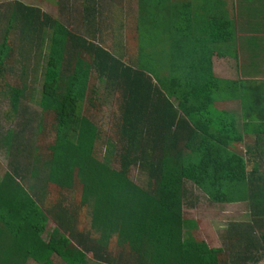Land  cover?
Listing matches in <instances>:
<instances>
[{
	"label": "trees",
	"instance_id": "obj_1",
	"mask_svg": "<svg viewBox=\"0 0 264 264\" xmlns=\"http://www.w3.org/2000/svg\"><path fill=\"white\" fill-rule=\"evenodd\" d=\"M136 5L135 32H128L126 38L125 53H132L130 65L108 50L103 38L101 43L96 36L94 41L86 39L38 7L18 1L12 5L0 49V92L11 90L16 103L24 97L27 83L33 82L31 75L38 69L31 55L48 41L37 136L44 133L45 116L52 115L55 138L42 146L26 142L28 129L24 124L16 133L9 131L2 142L18 143V154L32 158L33 166L43 153L49 157L46 186L59 200L47 215L28 197L19 164L0 179V217L14 221L17 215L13 209L21 206L25 227H18L13 234L19 233L25 240L42 238L48 216H52L59 227L48 242L41 243L47 257L57 252L67 264H81L86 250L95 248L91 232L78 229L84 215L94 228L115 235L120 245L119 264H262L252 255L259 249L249 241L237 249L247 257L241 260L237 255L236 261H230L225 249L212 247L205 240H185L183 205L191 182L213 202H248L253 217L264 221V147H247L244 153L236 113L220 105L226 99L240 100L243 130L256 132L262 141L264 131L259 127L264 125V91L262 95L260 86H245L243 95L236 97L234 92L240 86L215 75L213 48L205 52L207 46L202 43L210 40L193 35L191 9L179 10L185 19L182 37L174 35L170 46L160 47V20L163 13L176 12V7L159 1L152 5L146 0H136ZM97 11L94 6L85 7L84 19H93ZM214 32L216 37H210L211 42L218 41ZM85 57L90 62L87 69L80 66ZM17 68L22 84L10 88L7 75ZM93 75L121 92L119 138L114 145L118 166L109 158L96 156L100 132L87 119L95 104L88 90L95 91V87H85ZM64 82L67 86L62 93ZM254 155L259 156L257 160ZM132 167L148 175L145 186L131 179ZM72 191L81 196L71 198ZM73 205L78 208L71 210ZM237 233L231 234L232 242ZM246 234L242 233L245 240ZM261 236L264 240V232ZM94 246L96 257L113 261L106 257L107 243ZM259 247L264 254V243ZM22 250L27 256L33 255L32 246L26 244ZM0 263L18 264L9 260Z\"/></svg>",
	"mask_w": 264,
	"mask_h": 264
},
{
	"label": "rangeland",
	"instance_id": "obj_2",
	"mask_svg": "<svg viewBox=\"0 0 264 264\" xmlns=\"http://www.w3.org/2000/svg\"><path fill=\"white\" fill-rule=\"evenodd\" d=\"M17 1L40 8L43 12L49 14L54 19H58L70 30L79 33L86 39L94 41L93 37L96 36L98 39L95 40L101 43L100 39L103 38L102 44L108 50L114 52L117 57H121L124 63L128 65L132 64L130 62V57H132V53H130L131 50L128 51V55L125 52L128 49V44L126 43L127 33L130 32L134 34L135 32V13L137 5L134 0H131L134 3L133 5L129 0H107V2L106 0H99V4H96V0H0V49L3 36L9 24L7 20L8 14L10 13L12 5ZM111 1L114 3L110 4ZM146 2L154 5L158 3V0H146ZM93 6L98 10L95 16H93V19H84L83 13L85 12V7L90 9L91 7L93 8ZM153 8L154 10H158L156 6H153ZM17 25H20V23L17 22ZM17 32H19V28ZM159 32L160 37L158 44L161 46L166 41V35H161L162 27ZM47 35L48 34H46L45 37H47ZM35 52L36 54L31 55V60L38 69L32 73L31 80L33 82L27 83L24 97L16 103L14 96L10 92L11 90H7L5 93L0 92V132L4 135L8 130L16 133L20 126L25 124L28 129V131L25 130V132L27 131L29 135L28 136L26 133V142L28 141L29 143L42 146L52 143L55 138V129L51 126L53 120L52 115L45 116L44 133L38 134L37 136V127L40 123V115H42V110L38 105V101L44 82L43 76L45 74V66L49 52L48 41L44 42V45L41 47L36 48ZM85 58L87 59H83L80 66L87 69L90 62L88 61V57ZM90 69H92V73L96 74L94 68ZM220 73L221 72H218V74ZM19 74L20 71L17 68L16 71L7 75L10 88L22 84ZM104 81L105 79L101 80L93 75L85 85L88 89L90 86L92 87V85L95 87V91H91V89L88 90V93L93 96L92 102L95 104H93V110L90 115H88L87 119L91 120L100 132V137L97 139L96 156L103 160L109 158L113 161L115 166H118V163L115 162L116 148H114V145H116L119 138L117 125L119 124V116L121 114V101L119 98L121 92L113 90L109 84ZM152 81L156 83L153 78ZM66 86L64 82L62 84V93L65 92ZM176 97L177 96H174L173 100H175ZM22 105L24 106L25 114H23V110H21ZM12 115L13 119H11ZM31 137L33 139H31ZM108 140L109 144L106 143ZM14 145H16L15 142L13 145H7L4 141L0 142L1 173H5L8 170L11 171V164L18 160L24 165V170L31 169V167L34 168V177L36 175V177L38 176L41 178L43 175H47L46 160H49L47 155V158H45V154L43 153L36 166H27V162L31 163L32 158H24L22 154H17V149ZM130 177L136 183L141 184V186H145L148 182V175L137 167H132ZM187 188L188 192L183 205L184 217L186 220L184 224L185 240H205L209 245L211 243V246L214 240L218 243L222 240L228 243V238L226 236H228V230L232 223H238L239 221L241 224L246 223L247 225L249 221V218L246 217L248 207L244 203L232 205L217 204L211 201L209 197L193 183L188 182ZM47 199L51 202H55L59 200V197L50 195L47 196ZM83 217L78 229H80L81 226V228H83L82 231L86 233L82 224L84 225L85 222L88 221H86V215ZM216 235L217 238L215 237ZM94 237L98 241H93V244L107 243L108 247L110 245L116 247V237L109 232L105 233L103 230L96 229ZM225 252H227V258H231L230 252L228 250Z\"/></svg>",
	"mask_w": 264,
	"mask_h": 264
},
{
	"label": "crops",
	"instance_id": "obj_3",
	"mask_svg": "<svg viewBox=\"0 0 264 264\" xmlns=\"http://www.w3.org/2000/svg\"><path fill=\"white\" fill-rule=\"evenodd\" d=\"M134 1L136 3V0ZM158 1L160 2V4L162 3V5L164 3L166 6L170 5L171 7H176V12H165L163 13V17L160 20L159 30L162 27L161 35H166V41L160 47L170 46V44L168 43L171 40L170 38L174 35H176L177 38L179 36L180 38L182 37V33L185 32V30H183V24L185 22V19L184 17H182L179 10L184 11L187 9H191L193 12V35L195 37L207 36L206 38L210 40V42H206L207 44L202 43L207 46L205 52L209 53V49L213 48V54L211 59L215 75L221 80L228 82V84L233 83L240 86L239 89L234 92L236 94V97L243 95V90L245 86H260L262 89L260 94L263 95L262 92L264 91V0ZM129 2L132 3V5L134 4L131 0H129ZM214 31L217 32L218 41L211 42L212 40L210 37H216ZM218 72L221 73L218 74ZM239 101L240 100H238L237 98L226 99L225 101H222L220 105L228 110L235 112L237 115L238 129L240 134L243 136L240 146L241 149L245 153L247 147H251L255 150L256 148H259V145L264 147V137L262 138V141H259L256 132L252 131L246 133L243 130L242 123H244V120L241 116L242 104H239ZM259 128L264 131V125H261ZM8 132L9 130L6 132L5 135L0 132V142L2 141L3 137L7 135ZM13 144L14 143H12L11 145ZM17 144L18 143H16L14 147L18 151L20 147H18ZM18 153L19 152H17V154ZM257 156L254 155L253 157L257 160V158L259 157ZM19 164L21 165L19 167V172L25 175L24 177L26 180L24 179L23 186L28 192V197L34 199L37 204L43 209V211L46 212V214L48 215L49 213H51L50 211H52L55 207L54 202L49 201L47 199V196H55V193L52 190L50 191L49 188L46 186L47 175H43L41 178L38 176L36 177V175L34 177V170L29 169L28 172H25V170L23 169L24 165L18 160L11 164V171L13 172L15 169H18L17 165L19 166ZM11 171L8 170L5 173L0 172V179H2L7 172ZM20 178L18 177L19 181ZM72 195L77 197L81 196L78 191H72L71 196ZM237 203H244L248 207V211H246V217L249 218L247 225L246 223L241 224L239 221L238 223H232L228 230V236H226L228 238V243L223 240L218 243L216 240H214L212 241V247L222 248L225 249V251L228 250L231 254L230 261H236L237 255L238 258H240L241 260L243 257H247V255L242 256L238 254L237 249L242 248L243 246L241 245L249 241V244L251 246L254 245L257 250L259 249V252L255 251L252 255L256 259H259L260 263L264 264V254L262 253L259 247L264 243V240L261 236V233L264 232V221L261 220L260 222V219L258 217H253L252 210L250 209V205L248 202L241 201L224 204L232 205ZM66 205H68V203ZM76 207V205H73L72 207L70 206V208H72L71 210H75ZM21 208V206H15V208L13 209L15 215H17L14 221L8 222L5 221V219H3L2 217H0V261L9 260L15 261L18 264L23 261V264H47L51 261L52 264H67V261L62 258L57 252H54L49 257H47V254L44 252V247L41 243V241L48 242L50 235L54 232L55 229H57V227H59L52 216H48L49 220L42 231V238L37 239L31 236L30 239L23 240L19 233L18 236L13 234V231H15L18 227H20L21 229L25 227L22 224L23 218L21 219V217L23 215V211ZM1 213H3V211ZM4 214H6V212H4ZM7 215H10V212H7ZM33 219L34 218H31L30 220ZM81 221L82 217L78 222L79 225ZM86 221H89L88 217H86ZM26 224L27 221L24 223V225ZM27 226L28 225H26V227ZM82 227L91 232L90 234L94 241H98L94 237V233L97 228H94L91 222H85L84 225L82 224ZM61 230L63 231L64 235H67L63 229ZM79 230H83V228H81L80 226ZM237 231L239 233H237L233 237V239L235 237L238 238H235L236 240H233L232 242L230 240L231 234ZM243 232H247V234L245 235L247 236L246 240L245 238H242ZM215 237L217 238V235ZM234 242L236 243L234 244ZM238 242L241 244H238ZM26 244L33 247V255L27 256V252H23L22 247ZM73 244L82 249L77 242H73ZM94 245L99 244L96 243L92 245L96 248L97 246ZM95 248L86 250L85 257L83 258L81 264H119L120 245L118 243L116 244V247H114V245H110L108 247L109 256L106 257H111V260L115 261H112L111 263H109V260H107L106 258L102 259L96 257L94 253ZM245 250L246 249H243L241 251L243 252ZM103 255H105V253Z\"/></svg>",
	"mask_w": 264,
	"mask_h": 264
}]
</instances>
